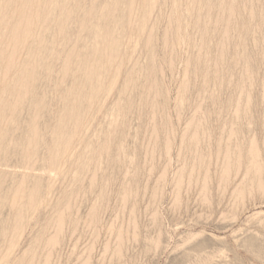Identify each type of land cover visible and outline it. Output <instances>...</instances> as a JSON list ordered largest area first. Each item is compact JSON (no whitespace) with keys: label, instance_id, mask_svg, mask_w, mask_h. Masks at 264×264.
Wrapping results in <instances>:
<instances>
[{"label":"bare ground","instance_id":"bare-ground-1","mask_svg":"<svg viewBox=\"0 0 264 264\" xmlns=\"http://www.w3.org/2000/svg\"><path fill=\"white\" fill-rule=\"evenodd\" d=\"M263 4L264 0H104L98 6L96 0H0V155L7 141V127H18L19 113L27 101L31 105L24 139L9 143L21 148V162L27 171L21 173L10 196L5 198L1 196L6 175L0 169V200L4 199L10 207L9 221L1 229L6 243L3 255L8 256L17 248L27 222L26 214L38 213L42 199L54 185L53 173L58 172L66 161L71 162L72 179L77 182L82 180V173L91 174L87 179L89 191L102 187L109 169L110 172L122 170L126 163L123 146L126 135L121 126L135 108L131 91L139 90L138 108L141 110L157 107L156 100L147 99L152 89H158L153 83L157 75L154 68L157 30L164 28L163 64L167 66L172 65V53L176 49L188 46L190 27L200 37V42L194 46L195 51L185 58L186 73L181 83L183 95L190 87L186 81L187 71L198 81L195 88L200 93H206L210 85L217 89L226 84L235 94L225 104L232 110L233 121L241 125L244 120H251L250 113L259 101L264 102V77L259 83L261 92L258 99L253 100L251 96L254 74L260 69L261 59L249 50V43L254 38L253 22L263 15L257 7ZM120 12L123 17L119 31L126 41L118 36L119 32L113 25L115 14ZM166 14L169 15L168 23L164 24ZM49 30L52 31L51 41L45 45L44 34ZM232 42L234 48L230 51ZM138 45L148 57L141 84L138 75L143 70L133 59ZM127 60H131L132 64L123 74L122 67ZM42 68L53 84L52 99H47L36 90ZM54 72L58 73L55 78L52 75ZM68 80L70 85L65 86ZM216 97V93L209 95L213 103L217 101ZM106 108L111 109L112 118L108 126L101 127L100 141L93 142L90 132L98 128L102 111ZM47 115L50 138L43 161L49 173L43 179L35 173L33 165L37 163L40 143L44 138L39 122ZM208 116H204L201 109L196 111L186 127V133L183 137L181 135V144L193 151L191 164L188 165V187L193 184L197 170L204 177L200 182L196 180L204 203L209 202V166L212 159L206 158L200 149L201 132ZM160 126L154 127L153 141L158 138L159 128L162 129ZM169 135L162 144L166 155L172 147ZM237 137L238 129H232L225 138L219 136L215 139L214 148L216 161L221 160V172L216 181L222 190L241 171L245 173L234 191V207L240 209L246 197L250 198L254 193L264 198V150L255 139L244 144L234 142ZM157 146L156 143L148 147L150 158ZM76 147H81V150L73 155ZM163 174H167L166 171ZM177 177L175 202L178 206L185 183L184 170ZM122 181L128 182L118 193L121 207L126 210L137 189L133 179L128 181L124 177ZM59 187L65 186L61 183ZM59 192L54 217L43 228L42 236L52 227L51 223L54 228V235L45 241L48 253L44 264H49L50 254L59 244L67 216L73 209L74 191L60 188ZM105 194L106 190L100 188V197H105ZM158 194L159 191L154 190L153 198ZM98 217L99 208L94 206L89 220L97 223ZM129 227L136 238L135 207L130 210ZM111 230L114 231V228ZM125 236L123 229L116 233L115 259L122 257ZM16 259L20 264H34L31 251L23 252ZM196 264H208V259H200Z\"/></svg>","mask_w":264,"mask_h":264},{"label":"rangeland","instance_id":"rangeland-1","mask_svg":"<svg viewBox=\"0 0 264 264\" xmlns=\"http://www.w3.org/2000/svg\"><path fill=\"white\" fill-rule=\"evenodd\" d=\"M103 3L104 0H96L98 6ZM257 8L263 11V15L253 22L254 38L249 43L251 53L261 59L260 69L254 74L255 84L251 90L253 100L258 99L260 95L259 83L264 77V4ZM168 16V14L162 16L164 24L168 23ZM122 17V12L116 13L113 25L119 32L118 36L126 41V37L119 31ZM163 32L164 28L157 30L155 36L154 68L157 75L153 83L158 89H152L147 95L150 101H157V107L154 110L150 107L141 110L138 108L139 90L131 91L135 108L121 126L126 135L123 144L126 163L121 171L115 169L110 172L109 169L110 173L108 171L105 173L106 180L100 187L106 190L105 197H100V188L88 190L87 179L90 173H82L83 182L72 179L73 167L71 162L66 161L58 172L53 173L54 185L52 184V190L42 199L38 213L26 214L27 222L23 235L17 248L8 256L3 255L6 243L5 238L1 236V229L9 221L10 207L4 199L0 200V264H20L16 258L29 251L34 255V264L45 263L48 253L45 241L54 235V228L51 223L52 227L42 236L43 228L57 210L60 188L74 191L73 209L71 215L67 216L59 244L50 254L49 264H83L86 261L89 264H196L200 259H208V264H264V198L254 193L250 198L246 197L240 209H235L234 191L245 173L241 171L238 176L232 178L228 187L222 190L216 181L221 172V160L216 161L214 148L217 137L225 138L230 130L238 129V137L234 142L247 144L255 139L261 150H264V102L259 101L250 113L251 120H244L240 125L233 121L232 110L225 107L228 99L235 95L228 85H221L217 89L210 85L206 93H200L195 88L198 87V81L187 71L186 81L190 87L188 93L183 95L181 83L186 73L185 58L195 51L194 46L200 42V37L193 31V27H190L188 46L176 49L172 53V65L167 66L163 64L165 58L162 46ZM44 35L45 45H48L52 31H46ZM233 43L229 46L230 51L234 48ZM133 59L143 70L142 74L138 75V82L141 84L144 82L148 57L140 45L137 46ZM131 64V60L124 63L123 74ZM52 75L55 78L58 73L54 72ZM148 81L146 79V82ZM65 84L70 85V80ZM36 90L47 99L54 94L53 84L43 68L39 72ZM211 93L217 94L215 103L209 98ZM49 102L52 105V102ZM199 109L204 116L209 115L201 132L200 149L206 158L212 159L209 166L211 177L208 183V203L202 200L200 186L196 180L200 182L204 177L202 174L199 175L197 170L194 172L195 183L188 187L190 170L188 165L191 164L193 151L181 144V135L183 137L186 133L187 125ZM30 111L31 105L27 101L17 117L18 127L9 125L6 129L8 137L0 155V169L6 175L1 196L4 198L10 196L14 183L20 178L21 173L27 171L21 162V148L9 143L24 139ZM102 115L98 128L90 132L93 142L100 141V129L108 126V121L112 118L111 109H104ZM164 122L166 125L163 126ZM47 123L48 115L39 122L44 138L40 143L37 163L33 165L35 173L43 179L49 173L43 161L50 138ZM156 126L162 129L159 128L158 138L153 141L152 134ZM169 134L172 147L166 155L162 144ZM156 143L157 149L150 158L147 149ZM80 150L81 147L74 148L73 155ZM182 170L185 174V183L181 189V203L177 206L176 179ZM164 171L167 174H163ZM124 177L128 181L133 179L137 189V194L129 200L126 210L121 207L118 194L122 185L128 183L122 181ZM61 183L65 187H59ZM154 190L159 191L155 198ZM94 206L99 208L97 223L89 220V213ZM133 207L136 209L138 226L136 238L133 229L129 227V214ZM111 228H114V231ZM121 229L126 235L122 257L115 259L113 253L117 246L116 233Z\"/></svg>","mask_w":264,"mask_h":264}]
</instances>
